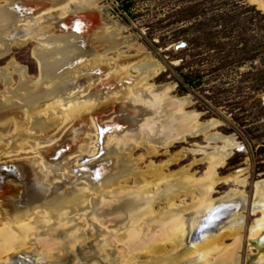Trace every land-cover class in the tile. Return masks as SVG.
I'll use <instances>...</instances> for the list:
<instances>
[{"label": "rangeland", "instance_id": "374dc122", "mask_svg": "<svg viewBox=\"0 0 264 264\" xmlns=\"http://www.w3.org/2000/svg\"><path fill=\"white\" fill-rule=\"evenodd\" d=\"M2 1L0 5L4 6L5 3ZM69 2L60 0L57 5L42 12L17 17L14 29H18L22 34L16 32L8 44L0 43V99H3L2 101L12 99L14 105L9 109L11 108L14 113L18 112L17 116L13 113L12 117L15 116V121L9 123L0 121V222L2 220L3 223L6 222L5 219L10 214L8 209L15 214L26 212L29 202L23 204V201L29 193L25 190L27 182H31L33 185L31 188L42 187L45 199L48 198V191L62 193L67 191L66 188L68 193L84 189L87 190V195L97 198V194L94 196L95 189L88 188L89 174L98 173L99 178L95 180L101 186L107 176L104 174L107 173V168L104 169L105 171L102 170L104 166L106 167L104 164L107 160L113 162L117 156H128L135 160L139 169L136 171L140 172L141 176L143 174L142 178L145 177V180L141 179V186H145L149 181L152 182L147 185L149 190L153 189L155 180L163 174L166 177L188 170L197 179L202 178L208 168V162L204 158L216 145L221 147L223 144L220 142L209 145L202 135L196 137L188 135L184 140L179 141L175 140L174 136L171 137L174 135L171 131L187 117L195 118L201 124L215 120L220 124L214 133L226 137L234 136L241 147H244L243 151H239L240 149L231 151L226 165L219 170V176L227 178L244 168H249L247 172L249 184L245 189L248 209L245 213L244 229L243 232L241 231L242 242L238 264H264V250H260L255 244H249L250 229L254 225L252 223L260 215L251 213L254 184L258 180H264L263 11L250 4L248 0H70ZM128 5L129 9H127ZM77 6L90 11L73 13ZM92 14L95 15L90 19ZM87 19L94 21L93 35L88 38V43L98 44L108 37H110L108 40L112 37L114 42L106 43L105 46H94L96 52L89 55L92 59L91 68L77 73L75 77L78 84L64 91V94L66 97L76 98L77 101L95 104L94 114H83L78 118L81 120L79 123L71 118L64 119V112L71 105L67 106L61 98L63 94L58 92L59 96L42 102L43 106L39 109L40 116H38L51 119L52 125L55 126L49 132H38L32 124L28 125L29 122L33 123L28 107L12 92L18 89L21 81H27L32 88L36 87L42 71L57 67L56 63L41 65L34 55V49L39 43H52V37L57 34L55 25L57 28H63L67 23L74 26L77 20L85 22ZM69 25V28L66 26L58 33L64 35L68 31L70 38L75 37L76 31L71 30ZM34 26L36 31L47 28L46 31H50V34L46 33L41 38L24 37L25 32ZM53 29L54 33H52ZM98 36L102 37L98 38ZM181 42L187 43L188 46L177 50L176 46ZM91 47L93 46L90 45L89 48ZM98 59H100L99 65H97ZM102 60L106 61L102 63ZM147 60L154 61L159 66L157 74L150 76L148 81L147 74H142L141 68L136 65L143 64ZM120 85H123L124 89H121ZM46 86L50 88L49 85H45V89H48ZM129 87L138 90H134V94H128L133 90ZM123 96H138L142 101H137V104H150L152 114L139 115L145 121L146 132L152 126L158 128L161 115L158 113L165 104L167 111L182 113L173 120V124L161 132L164 135L158 133L160 137L151 133L144 137L139 135L140 129L136 128H124L120 131L118 128L121 120L139 118L133 113L129 118L122 116L123 113H131L129 110L133 108L132 103L126 101ZM157 101H161L158 107ZM54 105L59 109H54ZM7 112L9 111L4 110L1 113ZM18 120L28 123L25 122V126H20ZM18 126L25 128L18 132ZM21 136L22 139L18 140ZM154 138L163 139L164 142L157 143L159 139ZM46 161L50 162L53 168ZM150 165H153L155 170L149 175L146 171ZM20 166H24L29 172L26 174L25 171L21 172L24 168L20 170ZM27 173L29 178L26 177ZM21 175L23 178L20 177ZM126 181L132 191L137 190L135 180L131 178ZM155 184H163L161 189L166 185L162 181L161 183L156 181ZM27 187L29 188L28 184ZM233 188V184L222 182L212 196L214 199L221 198ZM178 193L179 191L176 194ZM146 197L148 201L144 199ZM192 198L191 194L190 196L181 194L176 199V205L190 206L195 200L193 198L192 201ZM104 199L105 202L107 201L105 206L108 210L110 209L108 204L114 201L113 197L110 195ZM140 199H143L142 205L147 204L145 210L153 206L156 213L164 210L166 206V201H159L153 193L144 195ZM254 206H257V211L264 210L260 204ZM88 207L86 205L72 223L59 228V231L57 230L55 235L48 239V242L54 245L68 235H72L69 231L71 227L77 229L78 244L64 255L63 264L90 262L91 264H129L121 261L120 250L132 249L127 244L130 242L129 235L134 236L138 233L140 235V232L141 235H145L144 226H138L143 221L132 222L128 219L126 211L130 205L123 207L121 217L120 212L104 213L105 208H101V205V210L98 211H93L92 204ZM193 216L191 212L187 214V218L193 219L195 218ZM159 218L160 216L154 217L153 221L157 222ZM154 227L151 225L149 229L153 228L154 232L156 231ZM70 238H66L65 242ZM44 242L45 239H35L32 244L35 247L32 251L29 250L26 256L21 255L23 258L17 254L18 260L25 264H29L27 259L35 262L46 250ZM233 242L231 237L223 240L226 246ZM190 248V241L186 240L183 250ZM86 251H91L87 257L88 262L82 255ZM139 258L142 262L148 260L145 255ZM52 260L48 264L61 263L59 258L55 257ZM198 261L195 258L192 263L197 264ZM14 263L15 261L12 262Z\"/></svg>", "mask_w": 264, "mask_h": 264}, {"label": "bare ground", "instance_id": "6f19581e", "mask_svg": "<svg viewBox=\"0 0 264 264\" xmlns=\"http://www.w3.org/2000/svg\"><path fill=\"white\" fill-rule=\"evenodd\" d=\"M3 1L5 3L4 6L3 4L2 6L0 5V43H2V45L8 44L10 38L12 37V35H15L16 32H18L17 34L21 32L18 29H14V26L17 22V17L24 15L26 16L39 11L42 12L43 10H47V8L60 3V0ZM64 1H67L68 3L70 0ZM248 1L250 4L256 6L264 13V0ZM75 8L76 12L74 11L73 13H86L90 11L89 9L80 8L78 6ZM94 15L95 14L90 15V19ZM68 25L69 23H67V25L65 24V27H68ZM69 26L71 27V30L76 31L74 34L75 37L73 36L70 38V36L68 35V31L64 35H61V33L58 32H62L65 27L57 28L55 25V33L57 34H54V36L52 35V43H39V46L34 49V55L40 61L41 65L44 63H48L51 65L53 63H56L57 67L52 70L47 69L46 71H42L40 81H38L39 84L36 85V87L32 88L28 85L27 81H21L18 89L14 92L11 91L14 96L21 99L24 102V105L28 107L30 111L29 114L31 117H33V123H28L26 121L25 122L28 123L29 126H31L32 124V127L38 130V132H49L55 126L54 124L52 125L51 119L47 120L44 117L39 118L38 116H40L39 109L43 106L42 102H45L47 100L50 101L51 98L59 96L60 94H58V92L63 94H61L63 102L67 106L71 105V107L64 112V119L68 120L71 118L72 120H76V123H79L81 120H79L78 118H81L83 114L89 113V115H93L95 111V104L77 101L76 98L73 97H66L64 91H68L73 88L74 84H78V81H76L75 77L77 73H82L83 71L89 70L91 68L90 63L92 62V59L89 55L96 52V48L94 46H105L106 43L111 44L114 41L112 40V37L110 40H108L110 37H105L106 39H103V41L99 42L98 44L88 43V38L93 35V20L87 19L85 20V22L77 20V23L74 24V26ZM36 30L37 29H35L34 26V28L26 31L25 35H23L24 37L32 36L41 38L42 35L50 32L46 31L48 30L47 28H41L39 31ZM78 30H80V32ZM81 31L85 34H88V36H85L84 33L79 35L80 33H82ZM86 31H89V33H87ZM52 33H54V29ZM101 37L98 36V38ZM90 45H92L93 47L89 48ZM100 59H98L97 65H99ZM83 60L84 62H81ZM105 61L106 60H102V63ZM136 65L139 69L141 68L140 71L142 72V74H147V81L150 76H155L159 71V66L157 65V63L151 60H147L143 64ZM136 65L134 66L135 68ZM127 83L129 84L130 82ZM45 85H49L50 88L46 86L48 89H45ZM120 88L124 89V86L120 85ZM129 89L133 90L128 94H134V90H138L135 87H129ZM148 95L149 93L146 94V96ZM123 97L126 98V101L128 100L132 103L131 106L133 107V110H129L131 111V113L128 112L130 116L134 114L139 117V115H142L144 113L148 115L152 114L150 113V104H137V101L141 100L138 96ZM2 100L0 99V116H3L0 117V121H6V123L13 122L15 116H12L14 112L11 111V108L9 109V107L14 105V101L12 102V99H6L4 101ZM160 103L161 101H157V107L160 106ZM55 105L53 106V108L59 109V107H56ZM165 106H167V104H165L164 107L159 110L158 114H161L159 117L160 122L158 128L156 129L154 126H152L147 130L148 132H146V129H144V119H141L140 117L127 119L130 116L126 118L128 121H120L118 129L121 131L124 128H136L140 129L139 131L140 133H142H139V135H143L144 137L149 136L150 133L151 135L154 134L155 136L160 137L158 133H161L162 131L164 132L165 129L173 124V120L177 118L180 113H182L172 110L167 111ZM4 110H8L9 112L1 113ZM17 113L18 112L14 114L17 116ZM45 113H47V110L45 111ZM130 120L131 122H129ZM25 122H23V120L19 121L20 126H23ZM219 124L220 123L215 120L206 124H201L197 119L187 117L182 121V123L178 124L177 127H174L171 131L174 135L170 136H174L173 138L175 140H184L188 135L192 137L202 135L205 137L209 145H216L220 142L223 144V146L221 147H217V145L216 147L213 146V151L208 153L204 158V160L208 162V168L202 178L200 177L197 179L196 177L192 176V174H190L188 170L180 171L175 175L172 174L166 177L163 174V176H160L157 180H155L153 189L149 190L147 185L149 183L151 184L152 182L149 181L145 186H141V179L144 178L143 180H145V177L142 178L143 174L141 176V173L136 171V169H139L136 166L137 164H135V160L129 158L128 156H117V158H115L113 162L107 160L104 164L106 165V167L104 166L102 170L107 168V173H104L107 174V176H105L101 186L100 184L98 185L96 183L97 180H95L99 178L97 177L98 173L96 174V172H94L89 174L88 181L90 185H88V188L95 189L94 196L96 194L98 195V197L95 199L93 195H87V190L80 189L70 191L68 193V188H66L67 191H63L62 193H58L56 191H48V198L45 199V193L42 187L34 186L31 188V182H27V184L29 185L28 188L27 184L25 183V188H27L25 190L29 191V193L27 196H25L24 201H22L23 204L29 202L27 203V205L29 206L27 207L28 209L26 210V212L20 214H15L14 212L10 211V209H8V213L10 214L7 215V218L5 219L6 222L3 223V220L0 222V264H12L13 261H15L14 264H17L16 262H18V264H25L18 260L19 256H17V254H19L20 256L28 255L27 252L29 250L32 251V248L35 247L34 245H32L35 242V239L39 238H42V240L45 239L44 247L46 249V254H44L45 252H43V256L37 258L35 262H32L30 260L29 264H48V262L55 257L60 259V264H63L62 260L64 258V255L67 252L72 251V247H76V245L78 244V238L76 234L77 229L71 227L69 231L72 233V235H68V237L63 238L62 241L56 244L53 243L54 245H51V242L49 243L48 239L51 236L55 235L56 231L59 228L66 227L68 224L72 223V220H74L76 216L83 212L86 205L87 207L88 205L90 207L91 204L93 206V211H98L101 210V208H105L104 213L110 212L112 214H118L120 212V217L122 216L124 211L122 210L123 207H125L126 205H130V208L128 209V211H126L128 219L132 222L143 221V223L141 222L140 224H138V226H144L143 230L145 231V235H141V232L140 235L139 233L134 236L129 235L128 240L130 242H128L127 240L126 241L128 242L127 244L132 247V249H130V251L129 248H126L127 250H125V248L123 250H120V259L122 258L121 261L123 262L129 264H194L192 262L195 258H197L199 260L198 262H196L197 264H238L239 252L242 242L241 231L243 232L242 229H244V222L246 220L245 213L248 209V197L245 193V189L249 184L247 174L249 168H244L241 171H238L236 174H232L227 178H221L219 176V170L226 165L228 158L231 156V151L242 148L240 143L236 141V137H226L221 135L220 133H214ZM122 125H124L125 127H123ZM20 126H18V132H21L22 129L25 128ZM140 126L142 128H139ZM142 130L143 132H141ZM168 131H166V134ZM161 135H164V133H161ZM20 139H22V136L19 137L18 140ZM156 142H164V140L159 139ZM46 162L50 167L53 168V165L50 162ZM134 166L136 167L134 168ZM154 170L155 167L153 165H150L146 173L150 175V173H152ZM23 171H25V174L26 172H29L28 170H25V168ZM20 177L23 178V175H21ZM26 177L29 178L28 173ZM131 178L135 180V184H137L135 188L137 190L132 191L131 187L127 186L128 182L126 180ZM156 181L160 183L161 181L163 183L165 182L166 185L161 189V186L163 184H155ZM222 182L226 184H233L234 188L233 190L225 194V196L214 199L212 195L217 186ZM254 187L255 193L254 199L251 203V213L253 215H260L256 218L255 222L252 223L254 225L250 229L249 244H255L259 247L260 250H264V210L260 212L258 209V212L256 210L257 206H254L260 204L264 209V180H258L257 182H255ZM155 188H157L156 191L154 190ZM177 191H179L178 194H176ZM150 193H153L155 195V198L159 199V201H166L164 210H162V208V211L159 210L161 212L156 213L153 206L145 210L147 204L142 205L143 199H140V197L149 195ZM181 194H185L187 196H190L191 194V197L195 199L193 204L187 207H178L176 205V199H178ZM195 194H198L199 196H196ZM106 195L107 197L111 195L114 200L112 203L108 204V206H110V209L108 210H106L107 206H105L107 205V201L105 202L106 199H104L107 198L105 197ZM89 197H91V199ZM144 199L147 200L148 197ZM27 205L25 204L24 207H26ZM190 212L191 214L193 213L195 218H187V214ZM215 213V217L223 216L222 220L212 224L210 227L203 230L202 227L204 224H206L207 219L215 218L213 217V214ZM148 214H150V217H148ZM159 216L160 218L157 222L153 221L154 217L158 218ZM151 225L155 226L154 228L156 229V231L153 232V228L149 229V226ZM69 237H71L70 240L68 242H65V239ZM228 237H231L234 242L231 245L226 246L224 244L225 242L223 243V240ZM186 240L190 241L191 248L189 250H183L184 242ZM29 244H31V246H29ZM167 247L169 248L167 249ZM90 252L86 251L82 254L86 259V262H88L87 260H89L87 257H89ZM33 254L37 255L36 253ZM99 255L101 257V254ZM142 255L147 256L148 260L142 262L139 258ZM260 259L262 260V258ZM88 264H91V262Z\"/></svg>", "mask_w": 264, "mask_h": 264}, {"label": "water", "instance_id": "95a60500", "mask_svg": "<svg viewBox=\"0 0 264 264\" xmlns=\"http://www.w3.org/2000/svg\"><path fill=\"white\" fill-rule=\"evenodd\" d=\"M187 43H185V42H181V43H179L177 46H176V49L178 50V49H185V48H187ZM122 116L123 117H129L130 116V114H126V113H123L122 114ZM120 127H121V125H120ZM103 131L105 132V130L103 129ZM102 149H100V151H101ZM244 150V147H242L239 151H243ZM99 151V152H100ZM99 155V154H98ZM17 168H18V166H17ZM21 168L23 169V168H25L24 166H21ZM16 169V168H15ZM25 170H26V168H25ZM22 172H24V171H22ZM215 215H216V213L215 214H213V217H215ZM223 217V216H222ZM222 217H220V216H217V217H215V218H213V219H207V221H206V224H204L203 225V230L204 229H207L208 227H210L212 224H214V223H216V222H218V221H220V220H222ZM27 262L28 263H30V260H27Z\"/></svg>", "mask_w": 264, "mask_h": 264}, {"label": "trees", "instance_id": "16d2710c", "mask_svg": "<svg viewBox=\"0 0 264 264\" xmlns=\"http://www.w3.org/2000/svg\"><path fill=\"white\" fill-rule=\"evenodd\" d=\"M129 7H130V6L128 5V6H127V9H129Z\"/></svg>", "mask_w": 264, "mask_h": 264}]
</instances>
